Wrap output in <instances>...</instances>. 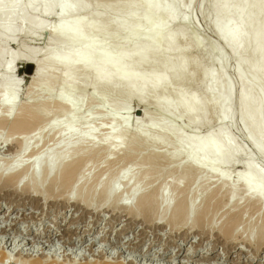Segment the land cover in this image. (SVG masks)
Returning <instances> with one entry per match:
<instances>
[{
	"label": "bare ground",
	"instance_id": "obj_1",
	"mask_svg": "<svg viewBox=\"0 0 264 264\" xmlns=\"http://www.w3.org/2000/svg\"><path fill=\"white\" fill-rule=\"evenodd\" d=\"M191 1L187 0L183 4L181 0H110L106 5H102L101 0H54L53 2L50 0H0V126H4L7 130L5 135L0 134V150L4 147L6 148L3 151L15 149L16 155L7 161L0 156V190H12L13 193L24 194L30 200L37 201L38 204L50 202L51 196L53 197L52 201L56 202L58 198L59 200L62 198L63 201L74 202V205L87 210L91 208L92 198L98 191L101 194L103 206L108 205V208L111 207L113 211L115 207L121 208L132 221L142 220L146 224L154 222L155 225L158 224V227H166L165 234L169 237L173 234L176 236L178 233L186 236L193 231L202 234L215 233L216 236L227 240L231 239L236 234L234 225L240 215H234V213L238 210L233 214L232 211L230 212L232 214L229 216L231 221L214 226L210 220L203 223L209 203L198 208L197 203L193 202V195L188 198L186 195L181 197L179 196L180 191L176 190L179 193H177L179 198L177 196L170 203L164 199H156L158 190L156 186L140 190L138 187L140 181L131 183L126 194H119L116 186V184L118 185L117 180L123 176L126 177L130 169L132 172V168L117 167L113 169L112 173L116 175L117 179L102 188L99 186L102 174L97 176L98 179L87 189L83 185H78L80 180L77 176L81 174L82 167L85 165L83 160H87L84 157L95 159L99 150L104 149L106 154L107 150L114 148L113 152L116 158L110 156L112 161L113 159L120 161L122 157L125 159L129 157L130 160L133 157L131 149H133L134 141L146 139L149 140V145L151 143L161 145L169 138L172 146L165 154V159H167L165 162L169 168L175 170L177 167L181 168L182 165H185L187 168L182 166L181 169L185 167V171L189 174L190 172L198 174L202 170L213 173L219 183L218 186H215L217 190H209L213 193L210 192L211 197H214L215 191H218L217 187L224 184L227 186H225L226 189L228 188L229 196L236 197L232 193L235 191V186L238 185L241 188L242 200L255 201L257 204H253L257 205V210L263 215H261L263 218L261 219L264 220V168L254 162V155L264 161V46H262V44L264 45V0H198L196 3L199 8L207 1L209 10H211L210 28L212 33L235 61L234 75L238 86L234 108L227 105L233 88L230 79L221 68L225 58L221 51H217L214 67L204 70L203 73V81L208 94L202 93L203 96H201L197 89L188 90L182 88L183 86H178L182 82L179 84L177 82L183 78L188 83L189 78L187 77L196 69V58L189 56L187 51L195 44H199L201 40L197 34L188 36L189 38H182L184 33L182 27L180 25L171 27L169 24L188 18L185 8ZM36 3H40V13L54 14L53 25L47 24L43 27L37 16L28 14L29 10H35ZM109 25L114 26L115 33L121 36L122 40L131 39V45L126 48H110L96 44V42H100H95L93 38L102 34ZM23 28L48 29V46L44 52H40L34 47H29L23 52L8 51L6 44L14 40L15 32H23ZM210 48L211 50L217 49L214 43L210 44ZM19 61L31 63L33 67L30 76L31 88L26 102L22 105L16 98L17 83L13 80L15 79L14 64H18ZM145 64H150L149 68L145 67ZM142 65L147 69L139 68ZM236 65H239L238 68ZM6 79L10 80V86L3 88L2 85ZM53 84H58L60 89L52 91L54 90ZM88 86L93 92L99 93L102 101L106 102L109 109L113 111L107 117V122L117 124L101 141L95 142L94 129L89 127L95 117L92 119L85 117L80 123L82 132L78 139L73 143L61 146V137L63 134L73 133L76 118L84 114L83 111L88 104L87 98L78 99L75 90L78 88L79 91L85 90ZM50 87L53 89L50 90ZM41 91L44 93L46 91V96L44 94V97H41L40 95H43L40 94ZM81 92L84 93V91ZM116 93L117 95L121 94L126 102L134 100L140 105L141 115L136 120L131 122L130 117L126 119L124 115L120 116L117 113L120 105L113 101L116 100V98L113 99V95ZM39 103H41L40 109L37 108ZM149 103L156 110V114L152 111L154 116L146 115ZM52 105L70 109L71 112L63 120H54L46 112ZM234 114L239 119L240 128L247 141L254 149V155L250 154V156L240 159L241 169L236 172L234 179L231 178L232 182H229V173L226 167L232 165L240 153V147L229 130L220 124L216 129H207L200 135L194 132L184 135L170 119L172 116H185L187 122L206 124L213 119L210 117H214L218 121L230 122ZM153 130L155 133L152 132ZM56 132L59 136H57L55 144L53 143L54 147H52L53 145L50 147L37 145L34 148V143L42 141L40 135L43 134L46 139L47 133L50 136V133ZM129 132L133 139L126 142L127 144L120 142ZM20 133L23 135H20L21 138L16 136ZM139 143L141 144V142ZM163 147L165 146L163 145ZM154 151L142 152V154L140 152L141 158L147 161L154 159L152 161L154 163L157 159L155 157L157 151L155 149ZM34 152L35 158L25 163L23 159ZM160 153L162 152L160 151ZM157 157L160 158V154ZM161 157L163 156L161 155ZM189 176L191 178V174ZM189 176L185 178H189ZM143 181H145V177L142 178ZM56 186L63 188L57 192ZM179 187L177 189H181ZM209 191L207 190V192ZM204 194L207 195V193ZM210 196H207L208 200ZM229 196L228 198L225 196L227 200L231 198ZM207 197L205 198L207 199ZM231 199L230 201L233 200ZM202 200L201 202H203ZM230 201L229 203H231ZM215 202L216 200L214 202L211 200L213 206ZM216 205L217 203L213 208L216 209ZM97 207L100 208L99 205ZM48 228L49 226H44L42 230L45 231ZM250 233L251 229L247 231V240H249ZM253 233L252 237L256 234ZM0 234L4 236L2 245V238L0 239V264H6L7 259L10 260V254L4 248L10 245L13 247L20 245L14 254L26 256L27 260L21 257L24 264L27 261L29 264H66L56 258V260L53 258L51 260L44 259L43 252L39 253L38 250L44 249L46 245L40 246L39 249L36 246L37 250L29 252L30 249H34L35 241L29 240L31 246L26 249L25 246L28 243H23L22 239L14 240V235L8 233L7 229L0 228ZM35 234L41 235L40 232H34L33 235ZM39 236L38 238H40ZM82 239H85V235ZM49 240L45 242L53 245V240ZM247 240L245 241L247 242ZM70 243L73 247L77 246V243L71 239ZM255 243H257V248L264 244V233L259 234ZM91 245L92 243L89 250L93 252L95 249ZM148 245L154 247L155 244L149 243ZM249 245L251 244L249 243ZM103 249H96V259L78 264H136L133 259L126 263L125 258L123 259L119 254L115 256L110 254L112 257L108 259L104 255ZM125 249L131 251L128 247ZM136 250L134 253H137ZM13 251L14 249H12ZM34 251L36 254L32 255ZM148 255L151 256L150 253ZM160 255L158 254V256ZM15 261L17 259L12 262Z\"/></svg>",
	"mask_w": 264,
	"mask_h": 264
},
{
	"label": "rangeland",
	"instance_id": "obj_2",
	"mask_svg": "<svg viewBox=\"0 0 264 264\" xmlns=\"http://www.w3.org/2000/svg\"><path fill=\"white\" fill-rule=\"evenodd\" d=\"M50 1L53 2L54 0H50ZM181 1L184 4V2L187 0H181ZM101 2H102L101 3L102 5H106L108 2H110V0H101ZM197 2L198 0H192L191 3L188 5V7L185 8V12L188 17L186 20L175 21L169 24V26L171 27L176 26V25H180L182 27L183 32H184L182 38H187L188 36L191 37L193 34H197L201 40L199 44H195V46L190 47L187 51V54L189 56L196 58L195 59L197 63L196 69L192 72V74L189 77H187L189 78L188 79L189 81L187 80L188 83L183 78L179 80V82H177L178 84L182 82L180 83L181 85H178V84L177 85L183 86L182 88L188 89V90L197 89L200 95L202 93L203 94L205 93V95L208 94V91L206 90V87H205V83L203 81V78H204L203 73H204V70L205 71L210 70V68L212 69L214 67V59L217 57V51H221L223 53V57H225L223 59V64L221 68L222 70L224 69L223 72L230 79L232 83V88H233L232 95L229 98V101H227V105L234 108L236 106V89L238 86V82L234 75L235 61L233 57H231L228 54L227 50L215 38L214 34L212 33V30L210 28L211 10H209L210 8L207 4V1H205L206 4L203 3L202 6H199V8L197 7L198 6V4H196ZM35 6H36L35 10H29L28 14L37 16L40 20L39 22L41 23V26L43 27L46 26L47 24L49 26L53 25L55 21L54 14L53 13L52 14L40 13V3H36ZM201 8H203L204 10ZM106 29H105L106 31L104 30L102 34L97 35V37L93 38L95 42L96 41L100 42V43L96 42V44L100 46H107L110 48H116V47L126 48L131 45L132 40L131 39L122 40V37L119 36L117 33H115L113 25L112 26L109 25V27ZM22 30L23 32L21 31L20 33L15 32L14 40L6 44L8 51L15 52L19 50L20 52H23V50H26L29 47H34L36 50H39L40 52L41 51L44 52L46 50V47L48 46L47 45L48 39H49V36H47L49 35V32H47L48 29L42 30V28H39L35 30L32 28H28V29L23 28ZM211 43H214L216 45L217 47L216 50H211L210 48ZM262 46L264 45L262 44ZM205 63H206V66H205ZM14 65H15L14 66L15 68H14L13 73H14L15 79L13 80L17 83L16 98L18 101H20L21 103L20 105H22L23 103L26 102L27 95L31 88L30 87V76H31L33 67L31 63H27L25 61L24 62L19 61L18 64L15 63ZM30 65L32 67V70H29ZM143 65L142 67L140 66L139 68L147 69L150 66V64H145V67H147L145 68ZM238 66L239 65H236L237 68ZM9 86H10V80L6 79L2 87L8 88ZM185 86L187 87L185 88ZM53 88L54 90L52 91H56L57 89H60V86H58V84L56 85L53 84ZM53 88L50 87V90ZM203 89H205L207 92L205 90L203 91ZM77 90L79 91L80 89L78 88ZM77 90H75V92H76V95L78 94V99H81L82 97H84L85 99L87 98L86 101L88 104L87 106H85L86 108L84 107L85 108L83 111L84 114H81L79 117L76 118L74 126H73L74 128L73 133L72 134L66 133V134H63V136L61 137L60 139L61 146L65 144L73 143L78 139V137L80 136L82 132L80 123L83 121L82 119H84L85 117H88L91 119L95 117L94 122H92L89 125L90 129H94L93 131L95 132V135H94L95 142L101 141L102 138L105 135H107L109 132H111L117 124V123L109 124L107 122L108 120L107 117L110 116L113 111L109 109L110 107L106 102L102 101L99 93L93 92L89 86L85 88V90L81 89V91H84V93H82L81 91H79L80 92L79 93ZM89 92L91 93V95ZM46 93H47L46 91L45 93L44 91H41L40 94H43V95H40V96L44 97V94L46 96ZM114 98H116V100ZM113 99H114L113 101L117 105H120V107L118 106L119 108L117 110V113L120 116L124 115L126 119L127 118L129 119L130 117V120L132 122L136 120L138 116L141 115L140 105L134 100L132 101L129 100L128 102H126L123 96L121 94L119 95V93L118 95L117 93L114 94ZM170 104H173V102H170ZM37 108L38 109L41 108V103L38 104ZM152 111L154 112V114H156V110L154 109L153 105L149 103V105L147 106L146 115L154 116ZM46 112L48 116L53 118L54 120H63L66 118L68 114H70L71 110L65 109V108L63 109L59 105H52L51 107L49 106V109ZM99 118H102V119H99ZM210 119H209L210 121L206 124H194L192 122H187V119L185 116H177V117L172 116L170 120L173 123V125L178 127L184 133V135L190 134L191 132H194L200 135V134H203L207 129L212 128V130H214L220 124L221 125L223 124L222 126L223 127L225 126L229 130L230 134H232L238 146L240 147V153L238 154L236 158L237 160L234 161L232 165L230 164L228 167H226L229 173L228 175L229 182H232V179H234L235 177L234 175L236 174V172L241 169L240 159L242 160V158L246 156H250V154L251 156L254 155V152H253L254 149L251 146V144L247 141L244 133L242 132L240 128V124H239V119L235 114L232 116L230 122H227L226 120L218 121L214 117H210ZM6 132L7 130L5 129V127L0 126V134L5 135ZM152 132L155 133L154 130ZM50 134L51 135L49 136V133H47L46 139L43 134L42 136L44 137V139H41L43 137L40 135V140H42L43 142L39 141L38 143H34L36 145V146L34 145V148H36L37 145L38 146L45 145V147L46 146L50 147V145H53L52 147H54V144H55L54 142L57 139V136H59V134L58 132L50 133ZM129 134L131 133L129 132ZM129 134L128 133L125 134L126 136L124 135V137L120 140V142L127 144L126 142L131 141L130 139H133L132 134L131 135ZM20 135L22 134L21 133L16 134V136L21 138L23 135L22 136ZM138 140L139 141L136 140L133 142L134 144H132L133 149H131V152L134 155H132L130 152L131 156H133L130 158V160L128 159L129 157L126 159L122 157L120 158V161L122 162H120L117 159L116 161H119V162H116L114 159H113L114 161L113 162L111 157L116 158L114 155L115 153L113 152L114 148L107 150L106 154L104 153L105 151L104 149L99 150L98 151L99 154H97L98 157L97 155H96V158L94 157L96 160L93 158L89 159V157L87 156L84 157L87 160L86 161L85 159L83 160V163H85V165L82 167L83 172L81 171V174L82 173L83 174L82 175L79 174L77 176L78 180H80L78 185H83V187L87 189L89 188L90 185H92L98 179L97 176L99 177V175L102 174L101 183L99 184L100 188H102L106 186L107 184H109L110 182L117 179L116 175L112 173L113 169H116L117 167L132 168V172H131V169L129 170L130 171L129 173L132 174L131 176H129L128 175L129 173H128L127 174L128 177L125 175L126 177L123 176L124 178L121 177L117 180L118 185L116 184V186H117V190H119V194L120 193L126 194V191L131 185V183L133 184V183L140 181L138 183V187L140 190H144L149 187L153 188L156 186L158 187V190L156 192V199H164L170 203L174 201V199L178 196L179 193H180L179 196L184 197L186 195L187 198L193 195V198H194L193 202H195V204L197 203L196 205L199 206L198 208H201L206 203H209L207 205L209 206L210 209L209 208L207 209V212L205 216L203 217V223L205 224L206 221L210 220L212 224H214V226L220 225L221 223L222 224L228 223L229 220L231 221V217L229 216H231L233 212H236L238 210L236 213H234V215L235 214H237L238 216L240 215L238 221H236L234 225L236 227V232H235L236 234L233 236L235 239L232 237L234 240L231 238L232 239L231 241V239L229 238L230 240L229 241L226 238L224 239L220 236H216L215 233L202 234V233L193 232V231L186 236L184 234L182 235L178 233L176 234V236L173 234L172 235L173 237L172 236L169 237L165 234L167 231L166 227L165 228L158 227L157 226L158 224L155 225L154 222H151L150 224L149 223L146 224V222H142V220L132 221V219L129 218V215H127L126 212L122 210L121 208L115 207L113 211L111 207L108 208V205L103 206L102 197L98 191L92 198L91 206H90L92 209L89 208L87 210V209H83L81 206H78L76 204L74 205V202L63 201L62 198H60V200L58 198L57 202L52 201V198H53L52 196L50 197L51 198L50 202L46 201L44 204H41V203L38 204L37 201L30 200L24 194L19 195L17 193H13L12 190L2 189L0 190V228L7 229L8 233H11L12 235H14L13 236L14 240L22 239L21 241H23V243H28L27 246H25L26 249L31 246V242H29V240L35 241L36 244L34 246V249H30L29 252L32 250H37L36 246H38V249H39L40 246L46 245L44 249L40 248L41 250L40 249L38 250L39 253L43 252L44 259L47 258L48 260H51L53 258L54 260L57 259L58 261L65 262L66 264H69L70 262H72L71 264H78L80 262L84 263L86 260H94L97 258L96 249H103V248H104L103 253L105 256L108 257V259H111L113 255L115 256L116 254L117 255L119 254L122 256L123 259L125 258L126 263L128 260L133 259V261H135L136 264H264V244L260 245L259 246L260 248L259 247L257 248L256 247L257 243H255V239L258 238L259 234L264 233V230H262L264 227L263 226L264 220H262L263 218L261 217L262 215L261 212L257 210V205H254L256 203L255 201H251L249 199L248 200L246 199L247 201L242 200L243 197H241L242 195L241 190H240L241 188H239L238 185L235 186L236 187L235 191L234 193H232L236 195V197L229 196L228 194L229 192L227 190L228 188L226 189L227 187L226 184L222 185L224 186L225 189L222 188V186H220V187H217L218 191H215L214 197L216 196L220 200L217 199L216 197H215L216 199L213 196L211 197L210 196L212 193L211 191L217 190L215 189V186H218V183H219V181L217 180V177L213 173L207 172V171L205 172V170H202L201 172L199 171L200 173L198 172V174L197 172L196 173L190 172L191 174V178H190L189 172L185 171L187 166L182 165V166H185L186 168L183 167V169H181L182 166L181 168L179 166L175 170L171 167L170 169L167 166V163L165 162L167 161V159H165L166 158L165 154H167L168 151L171 149V146H172L171 139L167 138V141L165 143H161V145L158 144L162 146V147L159 146L160 149L158 145L156 144L154 145L151 143L149 145L150 143L149 140H146V139L141 140V141L140 139ZM31 141H33V139H31ZM139 142H141V144ZM163 145L165 147H163ZM31 146L33 145L31 144ZM5 148L6 147L0 150L1 158L6 159V161L8 159H13L16 156L14 152L15 149H12V150L9 149L10 151H3ZM154 149L157 152H159V153L156 152L157 156L158 154H160V158L155 155V157L158 159V162H156L157 159L155 161L157 164L155 162L154 163L152 162L154 161V159L152 161H147L141 158L140 152L141 154L142 152H145V153L148 151L153 152ZM160 151L162 153H160ZM161 155L163 157H161ZM35 156L36 154L34 152L27 157L25 156L26 158H24L23 160H25V163H27L33 160ZM106 158H109V159L106 160ZM162 158H163V161H162ZM90 162H93V163H90ZM148 162H150L151 164ZM254 162L256 165L264 168V161L259 157L257 158V156L255 157V155H254ZM168 169L170 170L168 171ZM148 170H150L151 172L150 171L147 172ZM186 176L187 177L189 176V178H185ZM141 177L142 178L145 177V181L142 182ZM139 178L141 179L136 181ZM178 185H181V186L179 187ZM178 187L181 189H177ZM62 188L63 187H60V186L55 187V189H57L56 190L57 192L61 191ZM176 190L180 192L178 193V191ZM207 190L208 191L211 190V191L207 192ZM204 193H207V195H205ZM179 196L177 198H179ZM207 196L208 197L210 196V199L213 202L216 200V202L214 203V206H213V203H211V200L210 199L208 200ZM225 196H227V198L229 196V198L231 197L233 200L231 198L230 199L232 201H230V199L227 200ZM205 197H207V199ZM203 198L204 200H202ZM201 200L203 202H201ZM205 200H208V201L205 202ZM225 200H227L228 202ZM222 201L225 203L224 206H223L224 203ZM229 201L231 203H229ZM249 201L251 204L249 203ZM216 203L217 205L215 209L213 207H215ZM100 204H101V207H100ZM98 205L100 208L97 207ZM236 205L237 207H235ZM252 205H254L255 207ZM241 208L243 209V211ZM110 209L112 210V212ZM231 211H232V214L230 213ZM44 226L45 227L49 226V228L43 231L42 229ZM261 226L263 227L261 228ZM247 228L248 230L251 229V233H250L251 235H252V232L256 233V234L253 233L254 234L253 237L249 235V240H247V231H248ZM145 230L146 232H143ZM34 232H40L41 235L40 236L37 234L33 235ZM73 233H76V234H73ZM84 235H85V239H82ZM34 236L36 237L32 238ZM38 236L40 238H38ZM69 237L73 242L77 243L76 247L71 246ZM1 238H2L1 240V245H2V242L4 241L3 240L4 236L0 234V239ZM48 238L50 240H53L54 242L53 245H50L47 242H45L49 240ZM141 239L142 241L138 243V241ZM245 240H247V242ZM248 242L251 245H249ZM81 243L83 244L80 246ZM91 243H92L91 246H93L92 248L95 249L93 252L92 250H89ZM149 243L155 244L154 247H149L148 245ZM126 247H128L131 251H128V250L126 251L125 249ZM4 248H5V251H7V253H9L11 257L10 260L7 259L6 264H24L22 259L27 260L26 256L22 257L18 255L19 256L18 257L17 255L14 254V252L20 248V245L19 246L17 245L14 247L10 245L8 247L5 246ZM12 249H14L13 252H12ZM135 250L137 253H134ZM140 250L142 251L141 253L138 252ZM148 252L151 254V256L148 255L149 254ZM35 254L36 253L34 251L32 255H35ZM110 254H112V256ZM158 254L159 255L161 254L162 256L161 255L158 256ZM15 259H17V261L12 262ZM25 264H29L28 261Z\"/></svg>",
	"mask_w": 264,
	"mask_h": 264
},
{
	"label": "water",
	"instance_id": "obj_3",
	"mask_svg": "<svg viewBox=\"0 0 264 264\" xmlns=\"http://www.w3.org/2000/svg\"><path fill=\"white\" fill-rule=\"evenodd\" d=\"M29 70H32V67H31V65H30V68H29Z\"/></svg>",
	"mask_w": 264,
	"mask_h": 264
}]
</instances>
